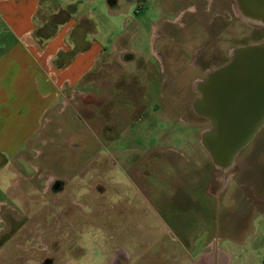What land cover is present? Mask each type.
Here are the masks:
<instances>
[{"label":"rangeland","instance_id":"rangeland-1","mask_svg":"<svg viewBox=\"0 0 264 264\" xmlns=\"http://www.w3.org/2000/svg\"><path fill=\"white\" fill-rule=\"evenodd\" d=\"M69 17L73 56L100 53L0 184V264H213L247 186L264 193V127L216 167L196 84L264 26L232 0H53L36 15L45 30Z\"/></svg>","mask_w":264,"mask_h":264},{"label":"crops","instance_id":"crops-1","mask_svg":"<svg viewBox=\"0 0 264 264\" xmlns=\"http://www.w3.org/2000/svg\"><path fill=\"white\" fill-rule=\"evenodd\" d=\"M52 1L0 0L4 21L0 32V184L13 172L15 159L20 160L29 141L44 131L46 113L62 90L75 89L100 53L98 48L99 52L92 54L90 45L73 56L70 33L77 23L72 17L42 43L33 38L34 32L45 25L37 21V12ZM254 187L247 186L253 199H247L245 207L250 209L235 216L245 224L232 227L229 238L219 239L225 243L212 245L205 260L216 259L213 264H264V193L254 199ZM240 202L233 201V207Z\"/></svg>","mask_w":264,"mask_h":264},{"label":"water","instance_id":"water-1","mask_svg":"<svg viewBox=\"0 0 264 264\" xmlns=\"http://www.w3.org/2000/svg\"><path fill=\"white\" fill-rule=\"evenodd\" d=\"M248 21L264 26V0H236ZM194 113L208 121L200 144L221 169L235 158L264 127V39L232 50L229 61L197 82Z\"/></svg>","mask_w":264,"mask_h":264},{"label":"trees","instance_id":"trees-1","mask_svg":"<svg viewBox=\"0 0 264 264\" xmlns=\"http://www.w3.org/2000/svg\"><path fill=\"white\" fill-rule=\"evenodd\" d=\"M63 20L64 19L56 20L54 28H51L50 30H45V28L48 27L47 24L43 25L42 28L40 27L34 32L33 38L35 37V39H37L39 41V43H42L43 40H45V39L49 38L51 35H53V33L56 31V28L58 25L65 23V21H63ZM83 47H84L83 50H85L87 48L85 46H83ZM72 53H74V52H72Z\"/></svg>","mask_w":264,"mask_h":264},{"label":"flooded vegetation","instance_id":"flooded-vegetation-1","mask_svg":"<svg viewBox=\"0 0 264 264\" xmlns=\"http://www.w3.org/2000/svg\"><path fill=\"white\" fill-rule=\"evenodd\" d=\"M232 1H233V3L235 4V6H237V2H236V0H232ZM205 75H206V74H205ZM198 96H199V95H198ZM262 128H263V127H262ZM262 128L259 130V132H258L257 135L255 136V138H256V137L262 132ZM255 138H254V139H255ZM254 139H253V141H254ZM253 141H252V142H253ZM252 142H251V143H252ZM251 143H250V144H251ZM250 144H249V145H250ZM249 145H248V146H249ZM248 146H247V147H248ZM247 147H246V148H247ZM246 148H245V149H246Z\"/></svg>","mask_w":264,"mask_h":264},{"label":"clouds","instance_id":"clouds-1","mask_svg":"<svg viewBox=\"0 0 264 264\" xmlns=\"http://www.w3.org/2000/svg\"><path fill=\"white\" fill-rule=\"evenodd\" d=\"M70 264H76V262L75 261H71Z\"/></svg>","mask_w":264,"mask_h":264}]
</instances>
